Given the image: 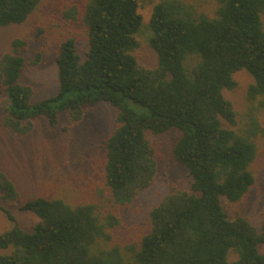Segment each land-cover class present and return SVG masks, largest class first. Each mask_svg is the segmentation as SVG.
Instances as JSON below:
<instances>
[{"label":"trees","instance_id":"16d2710c","mask_svg":"<svg viewBox=\"0 0 264 264\" xmlns=\"http://www.w3.org/2000/svg\"><path fill=\"white\" fill-rule=\"evenodd\" d=\"M215 1L213 18L183 0L154 5L150 45L158 64L152 69L134 55L143 23L139 0L69 6L64 16L80 18L86 58L78 52L77 38L67 37L55 57L57 91L36 102L20 79L41 54L30 59L28 43L12 41L0 60L6 128L26 136L40 119L58 127L66 112L78 124L87 108L108 104L116 109V128L105 143L103 179L114 204L131 203L153 183L157 153L147 133L179 131L173 156L191 182L189 190L174 188L151 210L150 230L139 244L123 246L113 238L120 218L96 203L37 197L18 207L39 219L32 230L23 229L5 206L18 201V190L0 172V212L11 222L0 233V264H264L259 250L264 224L258 233L245 217L229 220L221 203V197L241 201L255 184L251 164L257 140L264 139V0ZM41 3L0 0V27L24 23ZM192 57L197 60L190 64ZM239 70L254 83L243 125L230 130L222 123L236 125L237 113L223 91L236 87L233 74ZM129 102L147 112L138 114ZM230 250L236 260H228Z\"/></svg>","mask_w":264,"mask_h":264},{"label":"rangeland","instance_id":"374dc122","mask_svg":"<svg viewBox=\"0 0 264 264\" xmlns=\"http://www.w3.org/2000/svg\"><path fill=\"white\" fill-rule=\"evenodd\" d=\"M160 0H139V12L143 17L142 27L135 35L139 46L134 55L145 68H155L158 57L150 45L152 30L150 18L154 5ZM195 6L198 13L213 18L216 16L215 0H183ZM84 0H42L39 8L22 24L0 27V60L11 51V43L22 39L28 43V56L40 61L25 67L21 83L33 90V101L53 96L58 88L56 53L60 44L69 36L77 38L78 52L83 59L88 50L85 31L80 18L70 20L64 12L70 6L81 9ZM79 9V10H80ZM264 21V15H263ZM197 60H189L193 64ZM236 87L225 89L224 96L229 99L237 113L236 125L223 121V127L238 130L244 123L243 113L248 105L247 92L254 78L246 71L233 74ZM0 83V91H1ZM129 106L138 114L147 111L133 102ZM7 98L0 93V172L4 173L16 186L19 199L5 204L16 217L17 223L30 231L39 219L18 207L40 196L60 198L71 204L96 203L103 210L109 209L120 220V226L113 230L115 242L129 246L139 244L141 238L150 230V212L162 199L172 193L174 188L189 190L191 178L187 170L179 165L173 156V147L179 138V131L171 130L164 134L147 133V138L155 148L157 173L152 185L140 192L127 205L114 204L103 179L105 143L116 128V109L108 104L87 108L78 124H72L68 113L60 117L58 127H51L45 119H40L34 130L26 136H19L2 123ZM260 120L264 125V111ZM64 127H68L65 131ZM258 152L251 164L255 184L246 196L237 203L221 197V203L229 220L245 217L258 233L264 224V139L257 140ZM11 226L7 216L0 212V233ZM264 252V244L259 246ZM237 259L235 251L230 250L228 260Z\"/></svg>","mask_w":264,"mask_h":264}]
</instances>
